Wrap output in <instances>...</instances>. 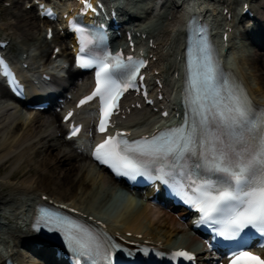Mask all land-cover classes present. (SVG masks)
<instances>
[{
    "label": "snow or ice",
    "instance_id": "6c2138e0",
    "mask_svg": "<svg viewBox=\"0 0 264 264\" xmlns=\"http://www.w3.org/2000/svg\"><path fill=\"white\" fill-rule=\"evenodd\" d=\"M73 28L80 33L76 64L83 69L94 68L96 82L95 89L79 101L78 107L98 98L97 131L106 134L112 117L120 112L125 93L130 89L141 91L138 80H144L141 69L147 61L125 57L123 52L113 54L107 46L100 48L105 45L106 33L93 31L85 35L87 30L76 28L75 23ZM0 64L9 75V66L2 58ZM143 95L147 96L146 90ZM184 104L185 116L180 125L136 140L117 131L106 135L92 156L117 176L132 181L138 177L160 181L170 197L200 213L197 224L209 226L212 239L223 238L236 249L230 264H264V258L239 250L248 246L252 232L264 238V106L251 100L242 83L222 79L207 27L196 20L189 26ZM72 116L69 111L64 119ZM80 130L73 126L71 136H77ZM32 227L37 234L41 230L57 234L72 253L74 264L81 260L85 264H113V252L122 250L107 233L46 208L39 210ZM141 251L147 254L148 249ZM171 256L196 259L194 253L185 250Z\"/></svg>",
    "mask_w": 264,
    "mask_h": 264
},
{
    "label": "bare ground",
    "instance_id": "6f19581e",
    "mask_svg": "<svg viewBox=\"0 0 264 264\" xmlns=\"http://www.w3.org/2000/svg\"><path fill=\"white\" fill-rule=\"evenodd\" d=\"M183 9L178 7L170 10L169 7L163 13L160 12L162 24L153 36L161 43L163 56L160 63L163 66H169L172 62ZM258 10L260 20L264 23V0ZM9 26L19 38V45L16 41L15 47L35 45L46 49L51 46L46 33L44 37L39 33L40 22L33 10L23 9L15 23ZM53 42L55 45L61 43L60 37L55 36ZM239 45L242 60L238 62L237 70L254 98L264 104V53H261L264 50V37L256 44L244 40ZM53 52L54 47L51 55ZM62 55L68 57V50H62ZM70 74L74 72L71 70ZM72 90L76 92L79 89L73 86ZM0 99L7 101L0 103V220L13 224L17 220L24 225L25 217L22 219L18 215L26 216L25 210L30 202L48 195L99 218L109 219L114 230H131L143 233L145 237L163 240L172 247L184 246L196 250L203 264H214V253L207 249L203 238L192 232L187 223L179 221L176 212L151 205L149 201L137 206L132 198L121 201V206L117 190L122 185L105 169L97 167L86 153L79 151L73 141L66 140L58 113L22 112L24 105L17 104L18 100L2 85ZM140 115L147 116L148 113L142 112ZM39 156L41 159H37ZM50 186H54L52 192ZM115 203L122 208L109 214L112 212L111 205ZM0 237L17 250V259L26 261V255L18 247L19 244L32 246L28 231L15 227L10 233L0 224ZM30 264L44 263L31 261Z\"/></svg>",
    "mask_w": 264,
    "mask_h": 264
},
{
    "label": "rangeland",
    "instance_id": "374dc122",
    "mask_svg": "<svg viewBox=\"0 0 264 264\" xmlns=\"http://www.w3.org/2000/svg\"><path fill=\"white\" fill-rule=\"evenodd\" d=\"M13 2V0H0V30L5 33V32H11L12 31L10 28L11 23H15L17 16L22 12V10L25 8V3L27 0H15V3L13 6H7L5 2ZM19 6H17L18 2ZM35 12V10H34ZM39 33L41 34L42 37L45 35V27L43 26L42 23H40V26L38 28ZM16 37V36H15ZM35 52L41 56L43 54H47V57L50 56L51 53V48H47L46 50L42 49L43 47L39 46H33ZM17 50V49H16ZM44 50V51H43ZM37 159H41V156L37 157ZM4 170V167H2L1 171ZM52 189H49L51 192L53 191L54 186H50ZM131 197H128V200Z\"/></svg>",
    "mask_w": 264,
    "mask_h": 264
}]
</instances>
